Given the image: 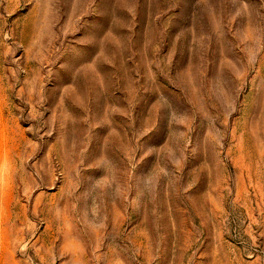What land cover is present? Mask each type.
<instances>
[{
  "label": "rangeland",
  "instance_id": "rangeland-1",
  "mask_svg": "<svg viewBox=\"0 0 264 264\" xmlns=\"http://www.w3.org/2000/svg\"><path fill=\"white\" fill-rule=\"evenodd\" d=\"M0 264H264V0H0Z\"/></svg>",
  "mask_w": 264,
  "mask_h": 264
}]
</instances>
